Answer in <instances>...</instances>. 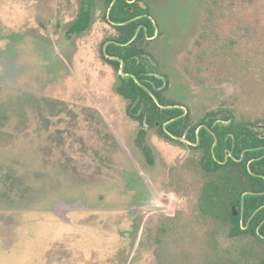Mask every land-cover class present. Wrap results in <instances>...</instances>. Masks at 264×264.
<instances>
[{
	"label": "rangeland",
	"instance_id": "374dc122",
	"mask_svg": "<svg viewBox=\"0 0 264 264\" xmlns=\"http://www.w3.org/2000/svg\"><path fill=\"white\" fill-rule=\"evenodd\" d=\"M146 1L148 50L193 123L264 118V0ZM79 6L0 0V264H259L264 243L200 209L201 149L138 139L101 57L117 30L97 1L68 36Z\"/></svg>",
	"mask_w": 264,
	"mask_h": 264
},
{
	"label": "trees",
	"instance_id": "16d2710c",
	"mask_svg": "<svg viewBox=\"0 0 264 264\" xmlns=\"http://www.w3.org/2000/svg\"><path fill=\"white\" fill-rule=\"evenodd\" d=\"M109 2L110 0H106ZM87 1L82 0V7L77 19L70 25L73 32H81L89 24L90 7L86 6ZM122 20L126 22L123 26H119L123 33V42L127 41L135 32L139 19L130 21L135 15L130 12L129 8L119 0L112 8L111 17L114 20ZM147 23V19H142ZM116 50H119L118 44H113ZM125 53H117L126 63L124 72L134 73L138 78H144V66L141 64L136 68V58L139 50L136 46L125 47ZM109 52V51H108ZM118 68L117 60H109ZM143 73V76L142 74ZM157 79V78H156ZM162 84L164 81L157 79ZM148 87L151 88L149 84ZM117 90L126 98L131 100V104L136 102L134 108L143 107L140 119H144L150 125L156 123L163 124L180 112L179 108L160 109L151 95L142 87L137 85L132 77L121 78ZM155 95L160 103L166 104L161 91L155 90ZM176 120V119H175ZM173 120L167 125V129L174 134L180 135L181 132L175 128L186 121ZM260 121L264 122V118L256 119H234L230 124L218 126L215 120L203 121L199 129V133H195L193 126L189 130L188 138L196 144L198 148L206 145L204 150L209 155L204 158L205 172L210 174V180L206 181L199 197V207L202 212L216 219L218 222L229 221L231 224L230 234H250L259 242H264V138L258 136V132L253 131L258 127ZM264 125V123H263ZM214 130L210 133L208 130ZM159 131H162L161 126ZM215 140L214 148L213 145ZM246 147H252L246 149ZM228 148L232 155L228 159L224 156V150ZM251 160V161H250ZM250 163L248 164V162ZM201 163V160H200ZM234 206L238 210L236 216L233 215L231 207ZM243 209V211H241ZM241 225H245L242 229Z\"/></svg>",
	"mask_w": 264,
	"mask_h": 264
},
{
	"label": "flooded vegetation",
	"instance_id": "af4514ba",
	"mask_svg": "<svg viewBox=\"0 0 264 264\" xmlns=\"http://www.w3.org/2000/svg\"><path fill=\"white\" fill-rule=\"evenodd\" d=\"M86 1H87L86 6L90 7V20H89L88 26L86 28H84L81 32H73L70 30V25L79 16V13H80V10L82 7V0H80V6H79L78 14H77L76 18L69 23L68 28H67V35L68 36H71L73 34L79 35V34H82L83 32H85L87 29H89L91 26V23L93 21V16H92L93 5L97 1H100L102 3V5L105 8L104 13H103V18L106 22H109L111 25H113V27L117 30V34L106 39V40H104L103 45H102V50H101V57L107 62V64L111 65L117 73V78L119 81H118V84H117L115 90L119 95L124 97V99L128 100V104L126 107L127 115L130 118L137 120L142 125V127L137 132L138 139L142 140V137L145 134V130H146L144 128V126L147 125L150 128H155L157 130L158 134L165 139H170V140H174V141L185 140L189 143V145L191 147L201 149V151H202V155L200 158L201 163H200V160H199V163H200L201 168L204 170L205 169L204 167L206 164L203 160L209 154L206 153L204 150V147L206 145L205 146L201 145V148H198L195 143L190 141V139L188 138V135H189L188 133H189L190 128L193 126H197L195 128V133L198 134L199 129L201 128L203 121H210L211 119H214L215 124H217L220 127L223 125L230 124L232 117L234 119H241L244 117L238 118L232 110L222 108V109H218V110L209 111L202 118H200L197 122L193 123L191 121L190 110L187 107H184L182 102H180L178 100L169 99L166 96L165 92L169 87V79L160 70V65L156 61L154 54L148 50L149 44L152 43L154 41V39L156 38L155 36H157L158 29L160 27L159 21L156 20V16L154 14H152V12L150 10L149 2H147L146 0H121V3L123 5H125L127 8H129L130 12L135 14L130 19V21L140 18L139 22L136 26L134 34L127 41L123 42L120 39V38H122L123 33H122L121 28L119 26H123L126 22H124V20H122V17L120 18L119 15H117V14H116L117 17L120 18L119 20H114L111 17L112 8L119 0H110L109 2H107L106 0H86ZM142 19H147L149 23L142 21ZM113 44H118L119 48H121V49L116 50V48L113 46ZM133 45L136 46L137 49L139 50V54L137 56H135L136 68H139L141 66V64H143V66H144V78L143 79L138 78L134 73L124 72V68L126 66V63L122 57L117 55V53H119V52L125 53L124 48L125 47H132ZM109 60H117L119 63L118 68H116V66L114 64L110 63ZM140 74H142V76H143V73L140 72ZM129 76L133 78V80L135 81V83L137 85L142 87L144 90H146L151 95V97L154 99V101L157 103V105L160 109L179 108V109H181V111L176 113V115L174 117H173V115L170 116L169 120H167L166 122H164L161 125L158 122L156 123L155 126L150 125L145 120L146 119L145 117H144V119H140V114L143 111V107L141 106L136 110V108H134V105H136V102L134 104H131V100L126 98L124 95L119 93L117 90V87H118L119 83L121 82V78L123 79V78H127ZM156 78L161 80V81L163 80L164 83L162 82V84H161L160 82L157 81ZM147 84H149L152 89H150V87H148ZM155 90L161 91L163 93V97L166 101V104H162L159 102V100L157 99V96L154 93ZM175 119L176 120H178V119L179 120H182V119L186 120L183 123L179 124L175 128L176 130L181 132L180 135L174 134L171 131H169V129H167V125L169 123L173 122V120H175ZM261 122L264 123L263 121H260V123ZM160 126L162 128V131L163 132L165 131L164 133H166L168 135H165L159 131ZM205 130H208L210 133H212L214 131L211 128L210 129L206 128ZM253 131L258 132V136L260 138H264V125H259L258 127H255L253 129ZM215 143L216 142L214 140V143L211 146L212 148H214ZM249 148H252V147H246V149H249ZM231 155H232V152L229 151L228 148H225L224 156L228 159V157H230ZM250 161L248 162V164L250 163ZM208 175L210 176V174H208ZM210 178H211V176H210ZM201 192H202V190H201ZM263 206H264V204H263ZM231 210H232L234 216H236L238 214V210L236 207L232 206ZM241 211H243V209H241ZM241 227H242V229H244L245 225L244 226L241 225ZM229 234H230V231H229ZM239 235H243V234H238V235H231L230 234V236H232V237L239 236ZM262 243H264V242H262ZM235 264H244V263H242L240 261H236ZM259 264H264V252H263V256L260 259Z\"/></svg>",
	"mask_w": 264,
	"mask_h": 264
}]
</instances>
